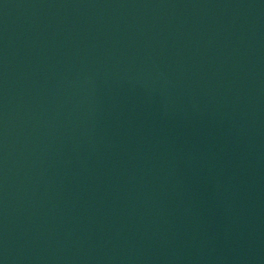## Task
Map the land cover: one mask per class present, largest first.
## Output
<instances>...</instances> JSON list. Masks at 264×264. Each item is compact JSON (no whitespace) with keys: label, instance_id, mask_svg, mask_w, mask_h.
Masks as SVG:
<instances>
[{"label":"water","instance_id":"95a60500","mask_svg":"<svg viewBox=\"0 0 264 264\" xmlns=\"http://www.w3.org/2000/svg\"><path fill=\"white\" fill-rule=\"evenodd\" d=\"M0 264H264V0H0Z\"/></svg>","mask_w":264,"mask_h":264}]
</instances>
